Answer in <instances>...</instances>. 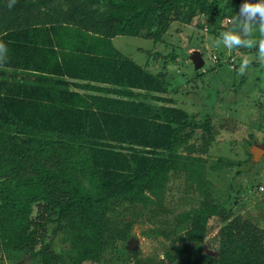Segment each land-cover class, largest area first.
I'll use <instances>...</instances> for the list:
<instances>
[{
  "label": "trees",
  "instance_id": "16d2710c",
  "mask_svg": "<svg viewBox=\"0 0 264 264\" xmlns=\"http://www.w3.org/2000/svg\"><path fill=\"white\" fill-rule=\"evenodd\" d=\"M7 3L0 0V251L37 264L97 263L129 236L116 206L159 202L170 175L181 174L200 196L177 220L192 247L173 243L157 264H264V229L214 200L200 156L177 152L184 145L204 152L187 143L198 131L209 143V115L195 120L139 98L146 92L167 101L164 72H149L111 43L118 35L156 41L172 22L201 15L217 26L227 16L225 39L235 35L240 49L262 51L264 28L249 31L253 15L244 5L264 0H242L235 9L230 0ZM210 217L220 225L215 255L206 258L199 243ZM47 223L62 233V252L41 245Z\"/></svg>",
  "mask_w": 264,
  "mask_h": 264
},
{
  "label": "rangeland",
  "instance_id": "374dc122",
  "mask_svg": "<svg viewBox=\"0 0 264 264\" xmlns=\"http://www.w3.org/2000/svg\"><path fill=\"white\" fill-rule=\"evenodd\" d=\"M241 1L230 0V8H238ZM227 18L223 17L217 26H206L198 15L187 25L172 22L156 41L118 35L111 42L149 72H164L167 89L160 95L167 101L155 102L146 92L139 98L153 105L179 107L195 120L209 115V143L199 138L200 131L187 143L204 148V152H188L185 145L177 152L200 156L214 200L264 229V151L257 155L259 148L264 149V51L252 52L253 45L242 44L244 50L228 42L224 34ZM250 20L252 32L262 27L264 17L257 13ZM213 28L216 35L210 33ZM193 51H198L203 60L198 69L193 68L189 58ZM82 184L87 185L84 180ZM199 200V194L186 185L183 175L171 174L159 202L116 206L115 220L129 223L128 238L105 249L99 262L83 264H157L173 243L192 247L185 240V223L177 220ZM31 206L33 218L36 208ZM219 225L216 217L207 221V232L199 243L206 258L215 255L214 234ZM54 227L55 223L45 225L40 243L59 253L67 244L62 241V233H53ZM0 264H37V258L0 251Z\"/></svg>",
  "mask_w": 264,
  "mask_h": 264
},
{
  "label": "clouds",
  "instance_id": "9594fccd",
  "mask_svg": "<svg viewBox=\"0 0 264 264\" xmlns=\"http://www.w3.org/2000/svg\"><path fill=\"white\" fill-rule=\"evenodd\" d=\"M16 3V0H8L7 7L11 9ZM244 10L248 11L250 15H254L257 11L261 13V16L264 17V4H245L244 5ZM262 28H264V22H262ZM227 41L230 43H239V37L235 35H228L226 37ZM0 46H3L6 48L5 45L0 43ZM261 49L264 51V43L261 44Z\"/></svg>",
  "mask_w": 264,
  "mask_h": 264
},
{
  "label": "water",
  "instance_id": "95a60500",
  "mask_svg": "<svg viewBox=\"0 0 264 264\" xmlns=\"http://www.w3.org/2000/svg\"><path fill=\"white\" fill-rule=\"evenodd\" d=\"M189 58H190V60H191V63H192V65H193V68L194 69H198V68H200L201 66H202V64H203V60H202V58H201V55L199 54V52L198 51H193V52H191L190 53V55H189ZM264 150H262V149H258L257 150V155H261L262 154V152H263Z\"/></svg>",
  "mask_w": 264,
  "mask_h": 264
},
{
  "label": "crops",
  "instance_id": "0c3cea01",
  "mask_svg": "<svg viewBox=\"0 0 264 264\" xmlns=\"http://www.w3.org/2000/svg\"><path fill=\"white\" fill-rule=\"evenodd\" d=\"M113 38H111V40H112ZM112 43V42H111ZM116 49V48H115Z\"/></svg>",
  "mask_w": 264,
  "mask_h": 264
},
{
  "label": "built area",
  "instance_id": "2783aa9c",
  "mask_svg": "<svg viewBox=\"0 0 264 264\" xmlns=\"http://www.w3.org/2000/svg\"><path fill=\"white\" fill-rule=\"evenodd\" d=\"M260 189H262V188L260 187Z\"/></svg>",
  "mask_w": 264,
  "mask_h": 264
},
{
  "label": "flooded vegetation",
  "instance_id": "af4514ba",
  "mask_svg": "<svg viewBox=\"0 0 264 264\" xmlns=\"http://www.w3.org/2000/svg\"><path fill=\"white\" fill-rule=\"evenodd\" d=\"M264 150V149H263Z\"/></svg>",
  "mask_w": 264,
  "mask_h": 264
}]
</instances>
